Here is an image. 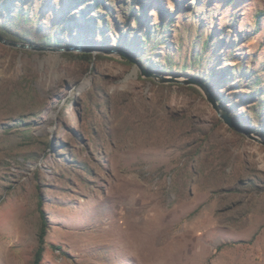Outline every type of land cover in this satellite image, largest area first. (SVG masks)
Here are the masks:
<instances>
[{
  "label": "rangeland",
  "instance_id": "1",
  "mask_svg": "<svg viewBox=\"0 0 264 264\" xmlns=\"http://www.w3.org/2000/svg\"><path fill=\"white\" fill-rule=\"evenodd\" d=\"M0 35L38 47L0 42V264L39 203L41 264H264V0H0Z\"/></svg>",
  "mask_w": 264,
  "mask_h": 264
},
{
  "label": "water",
  "instance_id": "2",
  "mask_svg": "<svg viewBox=\"0 0 264 264\" xmlns=\"http://www.w3.org/2000/svg\"><path fill=\"white\" fill-rule=\"evenodd\" d=\"M0 42L6 45H10L13 47H21V48H29V49H38V47L34 46L33 44H29V43H22V42H15V41H11V40H7L4 37H2L0 35ZM69 50L74 49L73 47H69ZM77 51L81 50V47H76L75 48ZM118 53H120L121 55L125 56L126 58H128L129 60L133 61L134 59L125 51L123 50H118ZM146 75H150V73L144 72ZM160 80L162 82H178V83H190L191 81H187V80H182V79H178L176 77H164V76H160ZM208 100L213 103V99L212 97L209 95L208 96ZM214 105V104H213ZM221 118L223 119V121L230 127H234L239 129V127L226 115V114H221L220 115ZM248 134V132H247ZM255 139H258L257 137H254Z\"/></svg>",
  "mask_w": 264,
  "mask_h": 264
},
{
  "label": "trees",
  "instance_id": "3",
  "mask_svg": "<svg viewBox=\"0 0 264 264\" xmlns=\"http://www.w3.org/2000/svg\"><path fill=\"white\" fill-rule=\"evenodd\" d=\"M81 56L82 58L88 59V58H91V53H82ZM39 210H40V215H41L43 225L41 226V229L38 235L39 245L34 255L33 264H41L40 263L41 255H42V251L44 248V242H45V236H46V220L47 219H46V214L41 207V203H39Z\"/></svg>",
  "mask_w": 264,
  "mask_h": 264
}]
</instances>
